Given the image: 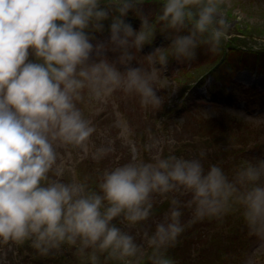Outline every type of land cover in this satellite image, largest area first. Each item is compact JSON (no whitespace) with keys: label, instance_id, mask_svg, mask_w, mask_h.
Instances as JSON below:
<instances>
[{"label":"clouds","instance_id":"clouds-1","mask_svg":"<svg viewBox=\"0 0 264 264\" xmlns=\"http://www.w3.org/2000/svg\"><path fill=\"white\" fill-rule=\"evenodd\" d=\"M143 3L0 0V245L8 251L30 241L41 256H49L67 244L87 254L91 264H100L101 255L131 264L143 254L141 246L113 221H127L128 228L147 221L154 198L167 199L169 194L174 195L168 213L151 235L143 233L152 249L151 264H174L166 252L185 230L182 207L193 208L191 224L222 219L238 204L249 233L264 239V159L248 163L231 180L216 165L205 172L201 160L175 155L105 170L99 192L85 183L50 179V172L63 175L55 167L56 147L72 145L87 152L96 131L77 107L85 89L101 102L122 90L138 94L142 107H159L157 65L166 71L169 55L179 62L193 61L201 46L217 53L231 38L222 12L227 0H162L155 22L138 7ZM130 10L141 19L138 31L125 21ZM110 16L109 40L93 44L92 33L103 32L102 22ZM157 24L171 40V53L159 48L150 53V72L132 62L155 39ZM30 50L42 62L30 61ZM242 50L264 51V37ZM108 51L118 53L115 60L108 58ZM131 134L127 126L120 133L125 141ZM149 139L145 150L159 152L162 142ZM112 151L111 146L99 147L92 158L99 161ZM186 195L191 199L182 203L179 197Z\"/></svg>","mask_w":264,"mask_h":264},{"label":"rangeland","instance_id":"rangeland-1","mask_svg":"<svg viewBox=\"0 0 264 264\" xmlns=\"http://www.w3.org/2000/svg\"><path fill=\"white\" fill-rule=\"evenodd\" d=\"M101 6L105 5L102 3ZM138 7L155 22L156 15L161 11L162 0H144ZM222 12L230 25L228 33L231 38L222 42L219 52L212 53L207 46H201L196 50L197 56L193 61L179 62L169 55L166 71L159 70L160 66L157 65L154 87L162 101L159 107H142L138 94H127L122 90H117L106 102H101L85 89L84 99L77 102V107L96 131L88 142L87 152L72 145L56 147L55 167L62 168L63 175L57 177L54 172H50V179L64 183H85L90 190L99 192L98 185L102 182L105 170L111 171L133 160L154 162L157 155L161 158L175 155L201 160L205 172L211 165H216L231 180L248 163L255 164L257 159H264V72L245 65L235 66L238 59L256 61L253 57L256 52L242 49L249 47L255 39L264 37V0H227ZM125 21L139 30L141 19L134 10L129 11ZM111 22L110 16L102 22L103 32L92 33L96 37V40L91 41L93 44L97 40L107 43ZM161 27V24H157L153 42L136 53L137 60L132 62L133 66H142L151 72L154 66L148 61L150 53L156 48L171 53V40L160 32ZM106 55L110 60H115L118 53L108 51ZM29 60L42 62L37 60L31 50ZM117 67L123 70L122 66ZM197 71H200L199 74L204 72L193 81V74ZM196 80H201L199 85L204 84L206 87L205 94L212 90L210 93L217 96L215 99L218 103L207 101L196 91L186 96ZM125 126L132 132L127 141L120 135ZM149 137L162 142L159 152L156 149L151 152L145 150V145L151 142ZM169 140L174 143H168ZM108 146L114 151L99 161L92 158L97 148ZM202 151L205 153L203 157L200 156ZM172 195L169 194L167 199L156 196L159 203L154 204L153 219L159 220L162 213L163 220L170 209ZM179 198L182 203H186L191 196ZM186 208V215L181 208V223L185 230L178 237L176 245L166 252L174 264H264V239L249 233L242 206L234 205L233 210L222 219L205 218L191 224L189 221L193 214L189 213L192 208ZM119 225L131 235L130 231L135 228L136 238L138 230L143 237L141 230H144V226L141 228L140 223L131 228L126 227L127 221H120ZM76 249V246L64 244L60 252L41 256L30 246V241L19 247L13 246L12 251L0 245V264H20L18 260L25 259L30 253L34 263L67 264V257L73 264L90 261L87 254L80 255ZM141 252L143 254L133 258L131 264H151V249L141 248ZM100 264L127 262H107L100 256Z\"/></svg>","mask_w":264,"mask_h":264},{"label":"trees","instance_id":"trees-1","mask_svg":"<svg viewBox=\"0 0 264 264\" xmlns=\"http://www.w3.org/2000/svg\"><path fill=\"white\" fill-rule=\"evenodd\" d=\"M253 57L254 58H256V61H251V59H249V58H247V60H245V59H238V62H237V65H235V66H242V65H245V66H247V67H254L255 68V70L257 69V70H259V71H262V72H264V52H256V53H254L253 54ZM205 69V68H204ZM207 70V69H206ZM205 71V70H204ZM204 71H202L200 74H199V72L200 71H197V72H195L194 74H193V81L195 80V79H197ZM199 74V75H198ZM192 81V80H191ZM221 81V80H220ZM110 171V170H109ZM159 203V199H158V197H155L154 198V204H158ZM155 206V205H154ZM194 207V206H193ZM185 208L186 207H182V211H183V213L186 215V213H185ZM187 209V208H186ZM188 213H189V211H187ZM189 214H193V208H192V210L190 211V213ZM161 215H162V213L160 214V219L159 220H157V219H153V216L154 215H152L147 221H144V222H141L140 224H141V228L144 226V230L142 231L141 230V232H143L144 233V231L145 230H147L148 232H149V235H151L154 231H155V228H156V224L158 223V222H160L161 221ZM150 219H152L153 221H149ZM120 221H121V219L120 218H117V219H115V224L118 226V227H120V225H119V223H120ZM124 230V229H123ZM135 228H132V230L130 231L131 233H132V235L134 236V238H135V241H136V243L138 244V245H141V248L144 250L146 247H148V248H150L149 246H148V243H147V240L144 238V235H143V237L139 234V230L137 231V238H136V236H135V234L134 233H136L135 231ZM151 249V248H150ZM76 251H77V249H76ZM151 251H152V249H151ZM75 253V252H74ZM50 256H52V254H50ZM66 256H68V255H66ZM101 256H103V260H105V261H107L108 262V260H106L105 259V256L104 255H101ZM33 258V256H32V253H30V255L28 256V257H26L25 259H19L18 261L20 262V264H44V262H36V263H34V261L33 260H31ZM83 262V264H91V261H86V260H83L82 261ZM46 264H48V263H46ZM49 264H52V263H49ZM61 264H63V262L61 263ZM67 264H73L72 262H70V260L68 259V257H67Z\"/></svg>","mask_w":264,"mask_h":264}]
</instances>
